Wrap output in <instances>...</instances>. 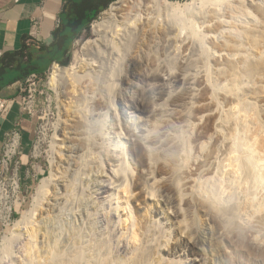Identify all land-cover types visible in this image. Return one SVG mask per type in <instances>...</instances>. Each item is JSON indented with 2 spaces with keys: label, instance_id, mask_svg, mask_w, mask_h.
Returning a JSON list of instances; mask_svg holds the SVG:
<instances>
[{
  "label": "bare ground",
  "instance_id": "1",
  "mask_svg": "<svg viewBox=\"0 0 264 264\" xmlns=\"http://www.w3.org/2000/svg\"><path fill=\"white\" fill-rule=\"evenodd\" d=\"M170 3L174 6H186L192 1ZM232 3L235 7L225 6L223 12L224 19L233 21L231 26L220 24L214 10H208L209 14L206 17H196L198 24L213 25L205 28L206 35L220 37V34L230 27L238 29V34L224 35L219 39V43L208 41L209 46L218 54L209 61L212 69L211 78L205 71L207 67L205 61L199 59V46L194 47L192 41H186L179 36L171 37L175 39L171 43L180 44L178 66L183 72L193 66L201 71L196 70L195 74L181 73L178 76H171L166 71L164 75L161 71L148 72L150 62L159 61V55L167 49V43H157L158 37H167V30L156 28L155 17L160 8L166 15L169 9L163 4L154 5L153 0H120L112 4L104 13L102 21L94 25V33L99 38L89 40L85 44L86 53L80 64V71H77L78 68L75 66L61 68L55 64L53 67L50 88L60 91L63 98L71 99V96H74L73 99L76 100L72 129H85L90 126L92 114L87 115V122L81 119L85 110L88 113V104H91L95 112L93 120L96 117L101 118L102 110H105L111 118L113 129L118 130V127L121 129L125 116L124 108L119 111L113 103L96 101L94 96L87 102L86 97L75 96L74 91L78 83H83L84 78L95 75L103 62H109L110 56L116 51L114 44L116 41L120 45H124L125 41V45L131 46L130 37H133L136 46L133 45L134 56L125 59L131 64L129 73L124 77L125 82H129L132 77L141 80L146 78L151 83L149 89L154 90L151 91V99L155 102L158 100L156 93L158 90L177 88V92L168 95L172 105L177 109L168 112L171 118L176 119V123L172 124L181 126L190 122L193 125L192 142L197 145L195 155L201 159H194L191 168L184 173L178 174L174 167L165 164L153 167L149 163L141 136L133 140L128 138V141L131 140L128 143L129 156L124 147L121 157H117L120 161L118 169L115 170L114 165L109 167L111 170L107 174L108 182L100 183L94 192L95 198L109 196L113 201L115 199L118 202L123 201L125 206L124 193L127 192V197L137 207L135 212L130 209L128 214L129 221L134 220L126 233L129 241L120 242L118 245L117 251L126 258L123 262H115L111 258L108 264H171L175 255L186 253L191 256L188 264H203L201 262L207 251L201 246L198 230L192 222L199 220L213 231L226 221L194 194L187 199L183 197H188L191 193L195 177L212 180L215 175H222L225 180L238 178L240 190L245 195L239 196V202L225 210L231 223L236 222L234 229L224 231L226 242H230L232 236L247 232V243L264 254V245L252 240V236L259 233L258 230L264 232V0H244L243 4L241 0H232ZM245 10L251 12L256 19L248 17L244 20L243 18L247 16ZM143 67L145 70L141 73ZM69 86L73 91L68 92ZM157 86L160 88L157 89ZM86 103L85 108L83 106ZM161 112L164 111H153V115L159 116ZM63 116H67V110ZM66 123H69V119L64 121L65 127L60 131L61 137L66 134L68 127ZM144 123L143 120L139 127L142 133L145 126H148ZM171 125L169 127L172 128ZM126 131L131 133L130 129ZM241 132L245 135L239 136ZM238 140L242 143L240 144ZM149 143L155 146L159 141L154 139ZM204 145L208 146L207 151L201 153L200 149ZM175 150H179L178 145ZM113 160L116 162V157ZM126 166H130L133 173L129 174L127 179L123 175L117 176V171L122 173L127 171ZM181 178H193L184 185V190L177 186ZM52 182L47 180L42 182L32 209L14 227L17 235L23 236L24 240H30L33 235L40 238L38 220L43 214V208L47 214L52 208L55 209L49 201L54 195L52 189H59L61 186L68 192L72 188L65 181H60L59 184V181H56V185ZM154 192H158L160 199L153 198ZM247 197L250 199L254 197L258 203L250 213L246 211V205L250 202L247 201ZM126 204L128 205L127 201ZM145 207H150V210L143 214ZM110 214L104 215V220L107 217L108 220H114ZM185 221H188L187 228L184 225ZM156 224H162L164 226L162 228H166L169 236L166 245L160 249L155 247L149 235L151 227ZM68 231L75 234L80 230L70 228ZM86 233L92 234L91 231ZM43 239L49 240L48 244L54 243L56 235L51 239L45 234ZM261 239L264 240L262 236ZM138 240L140 245H135L136 247L132 249L131 242L137 244ZM69 244L66 236L61 247ZM213 253V257H219V264H232L229 252L214 250ZM129 255L132 257L127 258Z\"/></svg>",
  "mask_w": 264,
  "mask_h": 264
},
{
  "label": "rangeland",
  "instance_id": "2",
  "mask_svg": "<svg viewBox=\"0 0 264 264\" xmlns=\"http://www.w3.org/2000/svg\"><path fill=\"white\" fill-rule=\"evenodd\" d=\"M118 1L120 0L114 3ZM170 1L185 3L192 0ZM107 10L102 12L98 19L91 24L90 28L83 32L81 38L73 44L70 65L68 67H62L54 63L41 77L38 91L43 94L38 96L36 113L32 118L35 123L34 143L31 149L25 150V154H28L30 151L28 162H25V164L22 162L23 169L20 197L25 203L22 204L21 213L14 217V225L4 233L0 232V239H3L8 231L14 229L32 209L34 198L43 181H53V185H56V181H59L58 184L61 183L60 181H65L72 186L71 189L69 187L70 191L65 192L61 186L59 189H52L54 195L50 197L49 201L51 202V206L55 207V209L53 210L52 208L51 212L47 214L43 208V214L39 217L38 227L40 230L38 231V235L40 237L41 247H46L49 243V240L43 239L45 234L52 239L59 231L53 224V221H56L67 230L72 228L73 230L85 229V232L91 231L96 244L107 249L105 255L110 251L111 258H113L115 262H123L126 258L125 255H121L117 251L118 245L120 242L129 241L128 234L126 233L134 220L132 219L129 221L128 214H130V209L135 212V207L137 206H134L132 200L127 197V192L124 193L125 206L124 203H122L123 201L118 202L116 199L113 201L109 196L102 199L95 198L94 192L99 188L102 181L108 182L109 177H107V174L111 170L109 168L111 165H114L115 170L118 169L120 161L117 157H121L124 147L129 156L128 143L137 137L134 133V129L137 127L139 128L143 120L148 125L145 126V129L152 130L160 126L162 137L167 135L168 132L176 133L175 129L169 127L173 122L176 123V119L171 118L168 112L174 109L176 111L177 109L172 105L168 95L177 92L178 89L171 88L169 90L168 88L158 90L156 92L158 100L155 102L151 99V91L154 90L149 89L151 83L148 82L146 78L141 80L138 77H132L129 82H125L124 77L131 69V64L127 63L125 59H130V57L134 56L133 45L136 46V43L133 37H130L131 46L125 45V41V46L118 44L116 41L114 43L116 50L118 49L120 53H123V56L120 57L119 53L115 51L113 55L110 56L111 59L109 62L105 61L102 63L103 65H100L95 75H92L91 78L86 77L83 83L77 84L74 94L75 96L86 97L87 102L91 100L93 96L96 101H108L110 104L113 103L119 111L124 108L125 116L124 119H122L123 124L121 129L119 127L118 130L113 129L111 118L105 113V110H102L103 115L101 118L96 117L93 120L95 112L91 108V104H88V114H92L91 117L89 116L90 126L85 129H72V120L75 117L73 114L76 110L75 106L77 105L75 103L76 100L73 99L74 96H71V99L63 98L60 91L57 92L50 88L49 81L53 72V67L55 64L59 65L61 68L75 66L78 68L77 71H80V64L83 62L86 53L84 46L89 40L99 38V36L94 33V25L96 22L102 21L101 19H103V15ZM164 15L166 16V14ZM243 19H248V16H245ZM200 25L203 26L202 24ZM156 28H164L165 31L167 30L166 38L158 37L157 39V43H167V49L163 53L161 52L159 61L152 60L150 62L148 72H152V70L161 71L164 75L165 71L168 73V65L173 64L177 68V74L175 76L181 75V73L195 74V71L198 70L197 67L193 66L183 72L178 66L180 62V44L171 43L175 41V39L171 37L179 36V31L175 30L177 28L169 24L166 19L163 22L157 20ZM171 30L174 32L170 33L169 31ZM117 59H120L118 67H116L115 64ZM144 70L145 67L140 70L141 73ZM129 85L131 86L128 87ZM25 86L26 83L24 82L23 87ZM157 87V89L160 88V86ZM67 89L68 92L73 91L71 86ZM165 104L167 111L161 109V111H164L163 113L161 112V115H153V111L158 105ZM86 106L87 103L83 107L86 108ZM66 110L67 116L64 117L63 113L66 112ZM106 115L108 116L107 118H105ZM65 119H69V123H66L68 127L66 128L65 136L61 137L60 131L65 127L63 126ZM126 129H130L131 133H128ZM144 134V132H141V137ZM243 135H245V133L241 132L239 136ZM128 138L131 140L128 141ZM248 140H251V135L248 137ZM25 141L26 138L24 142ZM238 141L240 144L242 143V141ZM2 144L3 140H0V152ZM23 144L25 145V143ZM89 149H91L93 153H97L99 159L89 160L87 158L88 155H90ZM115 157L117 160L116 162L113 160ZM240 191V196L242 197L244 194L242 190ZM73 194L74 198H72ZM106 198H108L107 201ZM254 199V197L251 199L247 197V201H250L246 205V211L248 213L258 204L257 200ZM137 205L139 206V204ZM77 207L80 208V214L73 215V211ZM149 210L150 207H145L142 213L145 214ZM108 213H111L110 215H112L114 220H108V217L104 220V215H108ZM149 214H151V212ZM192 223H194V227L198 230L201 246L207 251L201 263L219 264V257H213V251L218 250L229 252L232 257V264H264V254L256 251L247 243V232L239 234L238 236H232L230 242H226L224 231L227 221L217 226L213 231H210V229L199 220ZM235 224L236 222L231 223L229 231L235 228ZM162 227H164L162 224H156L151 227V233H149L152 243L159 249L163 248L169 240V236L167 235L168 231L166 228ZM258 232L264 239V232L260 230H258ZM27 241L28 239L16 242V248L18 251H21V254H23L21 246ZM139 242L138 240V243L134 244L132 241V249L136 247L135 245L139 246ZM130 257H132V255L127 256V258ZM190 258L191 256L187 253L182 255L177 254L172 258L173 263L171 264H188Z\"/></svg>",
  "mask_w": 264,
  "mask_h": 264
},
{
  "label": "clouds",
  "instance_id": "3",
  "mask_svg": "<svg viewBox=\"0 0 264 264\" xmlns=\"http://www.w3.org/2000/svg\"><path fill=\"white\" fill-rule=\"evenodd\" d=\"M244 0H241L243 4ZM154 5H165L169 9L165 16L160 8L158 14L155 17L158 21L163 22L165 19L171 25H174L179 30V37L192 41L193 46H199L200 57L207 65L205 71L209 78H211V65L209 61L217 57V53L209 46L208 41L213 40L219 43V39L224 35L238 34L236 27H230L224 30L220 37L210 36L205 34V28H210L212 24H204L201 26L197 23L196 17H206L208 10H214V14L218 16V22L222 25H233L232 20L224 19L223 12L225 6L228 8H234L235 5L232 0H192L191 4L186 6H174L170 3V0H153ZM248 17L256 19L251 12L245 10ZM243 15V13L241 14ZM119 56L122 57L123 53L116 50ZM120 59H117L115 64L119 66ZM115 70V69H114ZM201 71L198 69V72ZM168 73L171 76L177 74V68L173 64L168 65ZM167 78V77H166ZM171 98V97H170ZM113 107H115L113 105ZM167 111L166 104L158 105L156 110ZM87 111L81 115V119L87 122ZM190 116L191 113H188ZM176 129V133L168 132L167 135L161 136L160 126L149 130L144 129V135L141 137L144 149L147 152L149 163L156 167L159 164H165L166 166L174 167L178 174H182L191 168L192 161L201 159L200 156H196V148L193 141L191 129L193 125L189 122L185 125L177 126L171 125ZM134 133L136 136H141V129L135 128ZM178 133V134H177ZM158 140L159 143L155 146L150 144V141ZM177 145L179 150L176 151ZM208 146L201 147V153L207 151ZM89 160H97L99 156L97 153H93L89 149ZM127 171H117L116 175H123L125 179L129 174H132L130 166H126ZM210 170V169H209ZM193 179V178H190ZM190 179H183L178 181V187L184 190V185L190 182ZM195 183L192 185L191 193L185 199L190 198L193 194L203 200L209 208L216 212L218 216L227 221L225 223V231L231 228V220L226 215L225 210L232 204L238 203V197L241 195L239 179L225 180L222 175H215L212 180H204L199 177L194 178ZM74 198V194L73 197ZM153 198L160 199L158 192L153 193ZM71 202V198H70ZM186 212V210H185ZM80 208H75L73 215H79ZM53 224L59 231L56 233V240L54 243L48 244L46 247H41V241L32 236L25 244L21 246L23 254L16 248V242L24 240V237L17 235V230L12 229L7 232L3 239H0V264H108L111 260V252L105 255L106 248L100 247L94 241L91 233H86L85 229H80L79 232H69L65 227L56 221ZM185 227L188 226V221H185ZM68 237L70 244L65 247L62 246V242L65 237ZM253 242H257L264 245V240L261 239L260 234L252 236Z\"/></svg>",
  "mask_w": 264,
  "mask_h": 264
},
{
  "label": "crops",
  "instance_id": "4",
  "mask_svg": "<svg viewBox=\"0 0 264 264\" xmlns=\"http://www.w3.org/2000/svg\"><path fill=\"white\" fill-rule=\"evenodd\" d=\"M66 2L67 0H0V74L2 68L11 61H14V66L20 60L28 63V52L24 50L26 46L36 49L37 52H33L36 57L41 46L52 43ZM10 53L16 54V58L12 60L6 57ZM23 84L24 81H18L6 87L0 92V97L19 98ZM32 118L19 105H15L5 118L0 119V140H3L0 158L7 133L19 127L22 134V162H28L30 151L25 154V150L31 149L35 135Z\"/></svg>",
  "mask_w": 264,
  "mask_h": 264
},
{
  "label": "trees",
  "instance_id": "5",
  "mask_svg": "<svg viewBox=\"0 0 264 264\" xmlns=\"http://www.w3.org/2000/svg\"><path fill=\"white\" fill-rule=\"evenodd\" d=\"M115 1L117 0H67L60 16V25L53 34L52 43L41 46L36 57L33 55V52H37L36 49L26 46L24 50L28 52L26 55L28 63L20 60L18 65L14 66V61H11L3 67L0 74V92L18 81L25 82L32 74L44 75L54 63L68 67L71 63L73 44ZM16 56L10 53L6 57L13 60Z\"/></svg>",
  "mask_w": 264,
  "mask_h": 264
},
{
  "label": "built area",
  "instance_id": "6",
  "mask_svg": "<svg viewBox=\"0 0 264 264\" xmlns=\"http://www.w3.org/2000/svg\"><path fill=\"white\" fill-rule=\"evenodd\" d=\"M41 75H30L22 87L20 97H0V119L5 118L15 105L29 116L34 117L38 103ZM22 134L19 127L7 133L0 158V232L4 233L14 225V217L21 213L25 201L20 197L22 182ZM19 209V210H18Z\"/></svg>",
  "mask_w": 264,
  "mask_h": 264
}]
</instances>
